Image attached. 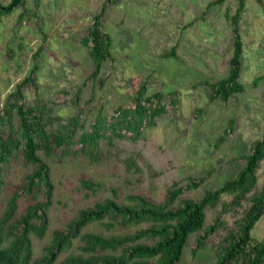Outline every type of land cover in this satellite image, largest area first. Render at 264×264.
Returning a JSON list of instances; mask_svg holds the SVG:
<instances>
[{"label":"rangeland","instance_id":"obj_1","mask_svg":"<svg viewBox=\"0 0 264 264\" xmlns=\"http://www.w3.org/2000/svg\"><path fill=\"white\" fill-rule=\"evenodd\" d=\"M10 1L0 0L4 5ZM213 1L26 0L24 7L1 18L0 110L35 67L33 82L23 88L25 101L39 111L44 109L51 133L65 131L63 124L74 117L85 124L86 131L100 116L111 120L118 108L135 106V96L144 84L145 95L163 94L162 104L167 107V113L157 117L138 140L127 134L124 139H102L94 150L82 151L73 144L56 150L50 158L40 153L51 167L55 191L45 238L32 235L33 260L46 254L53 232L66 229L81 209L107 198L129 204L131 195H143L160 204L175 183L206 179L198 188L187 190L175 208L184 198L201 199L206 191L234 179L245 165L242 157L264 134V0L245 1L240 20L244 53L239 79L245 91L225 103L213 101L204 82L229 75L234 52L231 18L240 1L226 0L209 7ZM104 5L102 28L112 37L113 58L104 63L99 77L92 79L95 66L82 39ZM172 51L175 57L168 58ZM37 53L40 56L34 59ZM82 132L78 128L75 139ZM66 133L71 134L67 129ZM132 161L136 166H129ZM0 166L4 181L1 219L9 198L21 190L33 166L25 163L22 150ZM82 180H91L100 188L94 193L81 186ZM263 186L264 161L255 192ZM251 196L242 207L223 215L221 204L207 209L206 226L221 215L226 228L211 235L206 248L196 254L199 234L192 236L177 264L216 262L220 241L237 227L236 222L251 205ZM232 199L226 195L222 202ZM29 203L27 196L19 199L16 218ZM140 227L108 229L95 223L84 233L125 235ZM252 236L257 241L264 239V217ZM82 245L75 240L55 264L69 255L84 254Z\"/></svg>","mask_w":264,"mask_h":264},{"label":"trees","instance_id":"obj_2","mask_svg":"<svg viewBox=\"0 0 264 264\" xmlns=\"http://www.w3.org/2000/svg\"><path fill=\"white\" fill-rule=\"evenodd\" d=\"M225 1L215 0L209 7L221 5ZM239 1L240 6L231 18L234 52L229 75L216 82H204L211 89L213 101L221 100L225 103L245 91L239 79L244 53L240 20L246 0ZM25 5L26 0H11L7 5L0 2V24L3 16ZM106 6L94 17L88 35L82 39V44L89 49L94 62L95 69L90 76L92 79H97L104 63L113 58L112 37L102 28ZM39 56L40 53H37L34 59ZM167 57H175V52L172 51ZM35 70L36 67L28 78L17 85L6 106L0 110V164H7L10 158L22 150L25 163L33 166L21 190L9 198L0 219V264H55L60 255L78 239L83 242L81 250L84 254L69 255L59 264H177L182 260L192 236L199 234L197 247L193 251L196 254L206 248L211 235L221 227L226 228L220 220L221 215L213 225L206 226L207 209L221 204L223 215L231 208L242 207L250 195V207L236 222L237 227L229 230L220 241L218 260L210 264H264V239L257 241L252 236L256 225L264 217V186L255 192L258 170L264 161V134L253 143L250 153L242 157L245 165L238 175L222 186L206 191L201 199L184 198L173 207L187 190L198 188L205 178L189 179L186 185L175 183L168 190L165 201L160 204L143 195L129 196V204L107 198L92 207L81 209L66 229L54 231L52 242L46 247V254L33 260L32 235L45 238L50 226L49 210L55 191L51 167L40 153L50 158L56 150L73 144H78L82 151L89 148L94 150L102 139H124L127 134H130L129 138L138 140L157 117L167 113V107L162 104L164 95L157 93L146 96L147 88L144 84L135 96V106L118 108L111 120L100 116L90 131H86L85 124L74 117L63 124L65 131L51 133L47 129L44 109L39 111L38 107L29 106L25 101L23 88L33 82ZM171 104L174 105L173 102ZM78 128L83 132L75 139ZM66 129L71 134L68 135ZM129 166H136L135 161ZM2 176L3 167L0 166V192L4 185ZM81 186L94 193L100 188L99 184L91 180H82ZM226 195L233 196L231 202H222ZM23 196L30 198V203L26 211L16 218L19 199ZM95 223L104 224L108 229L115 226L142 227L125 235L84 233L85 228Z\"/></svg>","mask_w":264,"mask_h":264}]
</instances>
